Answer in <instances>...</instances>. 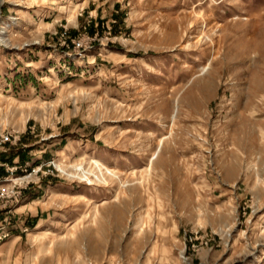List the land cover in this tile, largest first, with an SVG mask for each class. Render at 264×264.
<instances>
[{
  "label": "rangeland",
  "instance_id": "rangeland-1",
  "mask_svg": "<svg viewBox=\"0 0 264 264\" xmlns=\"http://www.w3.org/2000/svg\"><path fill=\"white\" fill-rule=\"evenodd\" d=\"M2 26L0 206L48 212L1 224L0 264H264V0H0ZM91 159L129 186L55 166Z\"/></svg>",
  "mask_w": 264,
  "mask_h": 264
},
{
  "label": "crops",
  "instance_id": "crops-1",
  "mask_svg": "<svg viewBox=\"0 0 264 264\" xmlns=\"http://www.w3.org/2000/svg\"><path fill=\"white\" fill-rule=\"evenodd\" d=\"M8 151H11V149L0 152V165L18 164L22 155L20 153L14 154V156H9L10 154L2 155L8 153ZM2 174H5V169H0V175ZM32 196L31 191L25 192L23 197L24 205L15 210L17 214L14 218H11L9 212L5 211L3 206H0V225L12 220L10 230L12 236L17 238L15 244H17L19 238H22L21 234L29 230V227L38 226L40 222L44 221L45 215L48 212L42 206H39V204H35V202L40 203V201ZM46 234L48 233L45 232V236H47ZM9 244L10 240L0 244V254L7 250Z\"/></svg>",
  "mask_w": 264,
  "mask_h": 264
},
{
  "label": "bare ground",
  "instance_id": "bare-ground-1",
  "mask_svg": "<svg viewBox=\"0 0 264 264\" xmlns=\"http://www.w3.org/2000/svg\"><path fill=\"white\" fill-rule=\"evenodd\" d=\"M75 21V19H71V22ZM10 26H2L0 28V40H3L2 35H5ZM188 45L187 47H189ZM173 118H175L173 116ZM162 142V141H161ZM163 144V143H162ZM159 155V154H158ZM157 157V152L151 157L149 169L148 171L152 170L154 159ZM56 168L59 170V172L62 173V175L67 176L71 180H80L81 182H85L88 185L92 186L94 184L97 185H105L108 186L112 180L118 181L122 188H127L129 186L128 182H123V179L120 175L116 173L112 168L108 167L104 163L91 159V162L88 164L83 163H76L71 165H65L62 163H56ZM119 197V194H116L115 199L117 200ZM107 202H103L101 205H105ZM95 213L99 211L98 205H95L94 208ZM263 258V257H262ZM182 259L186 261V264H189L188 260L182 256ZM260 263V260H259Z\"/></svg>",
  "mask_w": 264,
  "mask_h": 264
},
{
  "label": "built area",
  "instance_id": "built-area-1",
  "mask_svg": "<svg viewBox=\"0 0 264 264\" xmlns=\"http://www.w3.org/2000/svg\"><path fill=\"white\" fill-rule=\"evenodd\" d=\"M11 142V136L9 135H2L0 137V144L3 145V144H7V143H10ZM1 166V165H0ZM6 171L9 172L10 171V168H6ZM11 173H13V171H11ZM36 173V172H35ZM32 177V174H30L29 176H24L23 178H21L20 180L18 179V181H21V180H29V178ZM27 188H24V190H20L19 192H14V195L16 196L15 197V201L16 203H19L22 198H23V194H24V191H26ZM9 230L7 228V226L5 225H0V243L3 242L4 240H6L7 238H9Z\"/></svg>",
  "mask_w": 264,
  "mask_h": 264
}]
</instances>
